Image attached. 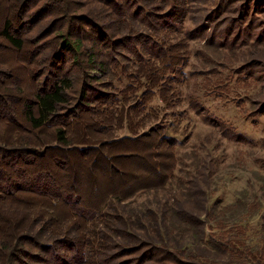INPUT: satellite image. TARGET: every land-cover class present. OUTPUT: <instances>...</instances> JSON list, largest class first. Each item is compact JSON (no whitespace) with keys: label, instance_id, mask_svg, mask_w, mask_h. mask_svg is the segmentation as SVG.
I'll list each match as a JSON object with an SVG mask.
<instances>
[{"label":"rangeland","instance_id":"rangeland-1","mask_svg":"<svg viewBox=\"0 0 264 264\" xmlns=\"http://www.w3.org/2000/svg\"><path fill=\"white\" fill-rule=\"evenodd\" d=\"M5 22L0 264H257L264 0H0ZM61 79L34 129L24 105ZM217 201L250 216L244 247L196 225Z\"/></svg>","mask_w":264,"mask_h":264},{"label":"trees","instance_id":"trees-1","mask_svg":"<svg viewBox=\"0 0 264 264\" xmlns=\"http://www.w3.org/2000/svg\"><path fill=\"white\" fill-rule=\"evenodd\" d=\"M10 28H11L10 23L5 22L3 29L0 33V37L5 38L17 50H20L22 48L23 41L14 38L12 34H10ZM64 48L69 49V46L67 44H64ZM70 88H71V82H68L67 79H61L60 81L55 82L53 87L49 91L46 92L41 90L37 92V94L34 95V100L27 102L23 107L24 116L26 120L30 123L31 127H33L34 129H42L43 126L51 125L50 122L56 114L57 107L65 103L64 102L66 95L65 91ZM55 141L61 145H68L69 139L66 136L64 130L58 129L56 131ZM50 149L55 150L54 148H50ZM171 177L173 178V175L171 176L169 175L167 178L166 177L165 178L166 180H168ZM202 195L207 198V195L204 194ZM220 204H222V202L217 201L213 204L212 207H209L207 203L204 202L201 203V206L197 207L196 211L204 212L205 218L203 220L196 219L197 220L196 225L203 226V224L205 223V225L208 226L209 230L218 231V233H216L218 234L217 235L218 237L222 238L223 233L228 234L227 245H231L232 243L237 242L239 243V245H242L244 247V245H247L248 243V240L244 238V233H246V231L249 229V226L246 224V221L247 218H250V216L246 215L243 217L240 216L239 219L235 218L232 221L233 223L231 224V219L229 221H226V218H224L223 216L227 210L233 209V207H238L239 205L233 204L232 206L224 210H219V209L217 210L218 206L221 207ZM177 216H180L183 222H185L188 225L193 223L194 221L192 217L188 219L187 214H185V212L182 213V211H178ZM263 226H264V222L262 223V227ZM199 234L201 235V232ZM229 234L232 235L229 236ZM223 238L225 240V237ZM197 241H199V238L197 239ZM248 251H249V255L250 254L255 255V253L252 252V249L249 248L247 249V252ZM262 253H264V249H262V252H259V254ZM261 259H263V261ZM261 259L257 261V264H262L264 262V255Z\"/></svg>","mask_w":264,"mask_h":264}]
</instances>
